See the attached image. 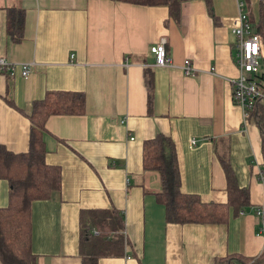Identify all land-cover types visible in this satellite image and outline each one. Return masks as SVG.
Here are the masks:
<instances>
[{
    "label": "crops",
    "instance_id": "0c3cea01",
    "mask_svg": "<svg viewBox=\"0 0 264 264\" xmlns=\"http://www.w3.org/2000/svg\"><path fill=\"white\" fill-rule=\"evenodd\" d=\"M210 1L216 24L203 0L182 2L176 19L165 6L110 0H0V57L28 63L25 78L19 67L12 76L0 71V144L26 150L31 101L45 91L84 96L83 113L44 122V160L59 168L60 188L30 205L36 264H82L79 211L111 208L123 218L124 252L96 264H215L226 255L262 252L256 212L264 206L262 137L252 119L244 122L228 81L237 73L236 3L257 17L259 0ZM7 7L24 10L16 43L5 31ZM161 37L170 59L164 67L148 51ZM185 58L192 75L179 68ZM156 133L173 142L181 192L224 203V163L249 189L250 206L224 224L166 222L154 195L157 176L141 167V144ZM7 191L0 179V207Z\"/></svg>",
    "mask_w": 264,
    "mask_h": 264
},
{
    "label": "trees",
    "instance_id": "16d2710c",
    "mask_svg": "<svg viewBox=\"0 0 264 264\" xmlns=\"http://www.w3.org/2000/svg\"><path fill=\"white\" fill-rule=\"evenodd\" d=\"M133 5L165 6L168 15L174 19L180 4L189 0H110ZM213 22L216 24L210 0H203ZM259 12L253 17L247 10L252 31L259 34L264 42V0H259ZM5 31L11 42L22 38L24 10L7 7L5 10ZM234 44V43H233ZM232 44V48L234 47ZM264 93V58L256 73H246ZM143 82L150 99V77L144 73ZM84 96L80 92L47 90L41 99L31 101L27 116L29 134L24 152L13 153L0 144V179L7 184V202L0 207V263L36 264L30 249L31 226L30 205L35 200H43L60 188V171L57 166L45 163V146L42 140L44 122L51 115H78L84 110ZM262 137V162L264 165V101L256 99L248 111ZM142 170L154 172L158 190L155 200L164 208L166 222L224 224L231 216L250 206L249 189L237 185L223 163L226 185L224 203L202 202L197 195L183 193L179 188L177 159L172 140L156 133L141 144ZM264 173V166H263ZM264 211V210H263ZM264 224V212H263ZM79 250L82 264H96L103 256H121L124 252L123 218L114 209L81 210L78 214ZM93 232H96L93 233ZM215 264H264V247L256 257L226 255Z\"/></svg>",
    "mask_w": 264,
    "mask_h": 264
},
{
    "label": "built area",
    "instance_id": "2783aa9c",
    "mask_svg": "<svg viewBox=\"0 0 264 264\" xmlns=\"http://www.w3.org/2000/svg\"><path fill=\"white\" fill-rule=\"evenodd\" d=\"M237 15L231 32L235 37L232 52V61L236 68V76L230 80L231 100L236 106L243 110L244 122H247L248 111L253 107L256 99L264 101V93L258 89L253 80H248L246 73H256L259 70L261 60L264 58V42L261 36L252 31L249 18L244 11L242 1H237ZM166 40L161 37L157 42L150 44L149 53L153 56L156 66H169L170 59L166 55ZM16 67H19L22 77L28 76V63H11L5 58L0 57V71L12 76ZM185 75L193 74L191 62L185 58L179 65ZM193 142V141H192ZM259 180L264 183L263 171L258 172ZM264 206L257 209V214L263 215ZM260 232L264 235V224L260 227ZM96 234V232H93Z\"/></svg>",
    "mask_w": 264,
    "mask_h": 264
},
{
    "label": "bare ground",
    "instance_id": "6f19581e",
    "mask_svg": "<svg viewBox=\"0 0 264 264\" xmlns=\"http://www.w3.org/2000/svg\"><path fill=\"white\" fill-rule=\"evenodd\" d=\"M259 215V214H258ZM261 217H263V215L261 216ZM262 224H263V219H262ZM262 226V225H261Z\"/></svg>",
    "mask_w": 264,
    "mask_h": 264
}]
</instances>
